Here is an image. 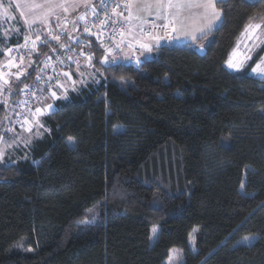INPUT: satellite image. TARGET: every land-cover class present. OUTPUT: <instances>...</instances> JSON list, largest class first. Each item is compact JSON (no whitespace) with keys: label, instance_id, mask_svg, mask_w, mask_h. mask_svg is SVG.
Returning <instances> with one entry per match:
<instances>
[{"label":"trees","instance_id":"trees-1","mask_svg":"<svg viewBox=\"0 0 264 264\" xmlns=\"http://www.w3.org/2000/svg\"><path fill=\"white\" fill-rule=\"evenodd\" d=\"M216 5L218 29L196 45L162 44L140 64L109 71L91 38L107 82L70 88L13 165L0 163V264H166L173 246L185 264H264V79L251 71L264 57V27L258 40L245 34L264 25V2ZM22 39L0 31V52ZM62 39L36 45L13 90ZM246 48L244 69H230ZM13 110L0 103V138ZM93 214L95 223H79ZM247 235L256 239L242 243Z\"/></svg>","mask_w":264,"mask_h":264},{"label":"built area","instance_id":"built-area-1","mask_svg":"<svg viewBox=\"0 0 264 264\" xmlns=\"http://www.w3.org/2000/svg\"><path fill=\"white\" fill-rule=\"evenodd\" d=\"M106 8H101V0L96 4L89 6L86 10L81 12L80 19V31L79 35L75 36L70 43L62 44L61 46H52L44 55L38 65L37 71L31 82L25 84L21 90L27 88V91H21L16 101H20L18 105L13 104V126L16 129H28L30 127V118L35 113L36 106L43 100L49 97L50 93L56 87V81L62 84L66 73L74 65H80L88 63L87 57L92 56L91 64L94 68L95 54L90 48L91 38L94 37L100 43L104 52L107 48H113V54L117 57H123L122 50H128L131 52L133 59L128 60V63H136L134 57H140L141 61L145 58H150L152 55L147 53L146 50L141 49L140 45L136 42L140 39L139 26L141 21L126 23L125 18L122 17L123 10L129 4L128 0H103ZM95 10V14L93 13ZM144 31H152L154 35L162 37L159 41H167L174 36V32L171 29L155 28L152 29L150 22L153 20L145 19ZM69 21H66V24ZM158 24V23H157ZM85 28L88 31H85ZM123 33V35H121ZM67 34L65 27H59L56 29H49L44 33H39L36 36L27 40H22L20 43L10 45L5 49L6 61L0 66L1 75L7 74L8 72L18 68L23 61L25 52L33 50L38 44H45L47 41L52 40V37H59L58 40L64 38ZM39 36V39H37ZM56 40V39H53ZM144 42H155L150 41L147 37H144ZM119 44L121 50H117L115 45ZM11 48L12 52L7 50ZM25 49V50H24ZM89 68V67H88ZM48 77H52V85L46 86ZM37 78L40 82L37 84ZM36 85L35 88H32ZM40 89H45L41 93ZM34 93V95L32 94ZM17 113L19 115H17ZM24 126L21 127V123L24 120Z\"/></svg>","mask_w":264,"mask_h":264},{"label":"snow or ice","instance_id":"snow-or-ice-1","mask_svg":"<svg viewBox=\"0 0 264 264\" xmlns=\"http://www.w3.org/2000/svg\"><path fill=\"white\" fill-rule=\"evenodd\" d=\"M0 2H2V0H0ZM260 2H264V0H260ZM154 3L157 11L155 13V19L157 21H160L161 23L157 24L155 21L150 22V26L152 29L155 28H162V29H171V32H176L177 28H176V20L181 16V14L183 13L185 8L191 9V8H196L201 10L200 13H198V15L203 16V18L207 21L202 27H198L196 29V31L200 32L202 35H206L208 32H211L213 30V28L218 29L222 23L223 20L221 18V14L217 11L216 9V3L217 0H152L151 3H148L147 0L145 2V6L144 9L145 11H149V14L151 15V7L152 4ZM101 8L104 9L106 8V5L103 3V0H101ZM93 13L95 14V10H93ZM79 19H83V17H79ZM131 13L129 14L128 17L125 18V22L126 23H131ZM136 19H140L139 16L136 17ZM217 21H219V23H217ZM261 27H264V25L261 24H255V25H248L245 28V34H249V38H253L255 37V33L257 30H259ZM85 31H88L87 28H85ZM139 33H140V39H137V43L140 45L141 49L147 50L149 52H151L152 47L154 46V44L149 43V42H144V37L146 36L148 40L150 41H159L160 39H162V37L154 35L152 31H148L147 33H145L144 31V21L141 20L140 26H139ZM188 35H190V33H186ZM121 35H123V33H121ZM171 39H177V37L175 36H171ZM193 39H195V36L192 37ZM37 39H39V36H37ZM52 39H56L58 40L59 37H52ZM255 39H259L258 37H255ZM257 47H259V44L256 45ZM115 48L117 50H121L120 49V45L117 44L115 45ZM100 49H98L99 51ZM9 53L13 51V49L9 48L7 50ZM252 50L249 48H246V52L243 56V59L236 61L234 59V57L236 55H238V52H234L233 53V58H230L226 61L227 66L236 71L239 72L241 71V69H244L245 63L251 59V55H249L248 53H250ZM0 54H4L2 52H0ZM133 59V57L129 56L128 54H124L123 57H117L116 55L113 54V48H107L105 51V54L103 55V59L101 60L99 57H97V63H101L102 65H106L107 69L109 71H111V69L113 68L114 65H116L118 62H120L121 60H131ZM134 59L136 60L137 64L142 63L143 61H141L140 57H134ZM146 59V58H145ZM91 60H92V56H88L87 57V61L88 63L86 64V67H93V65L91 64ZM35 71V69H33ZM98 71V70H97ZM251 71L261 77L262 79H264V57H258V62L255 63L254 67H251ZM77 72L79 74L80 80L79 83L80 85L83 87L85 84V80H84V73L79 72V67H77ZM65 77H68L70 80V76L68 73H64L63 74ZM92 75V80L91 83L94 85H100V81L95 79V73L91 74ZM16 80H19V76L17 75L15 77ZM102 79L105 80V82H107V78L106 77H102ZM115 79V78H113ZM40 82V79L37 78V84ZM20 83H22V81H20ZM53 83L52 81V77H48L47 79V84L46 86H51ZM77 86V82L76 81H70V87L72 88V90H75ZM103 86V85H100ZM119 86L121 88H127V87H131L133 86V82L131 80H124V79H120L119 81ZM36 85H33L32 88H35ZM56 87L58 90L62 91V94L60 96H57V92L56 91H52L50 93L51 97L53 98L54 101H64L67 100L68 97L66 96V92L68 91V89L64 88V86L62 84H59L58 80L56 81ZM0 91H6L8 95L11 96H17L21 93V91H27V88L24 90H21L19 88V84H17L16 89L13 90L12 86L8 84L7 80H4L3 85H0ZM41 93H43L45 91V89H40ZM34 95V93H32ZM7 101H0V103H6ZM19 103H21L20 101H13V104L18 105ZM47 109L52 112L53 114L57 111V107L54 104H47ZM42 111V109L37 108L36 112L40 113ZM17 115H19L17 113ZM17 123H20V126L23 127L24 123H27V120L25 119L23 123H21L19 120L17 121ZM32 128L29 127L28 128V132L31 133ZM114 131H117V129H114ZM120 131H126L122 128V126H120ZM15 140V138H14ZM0 142L2 141V138H0ZM6 147L10 146L7 145L6 142H4ZM28 143H30V141H25L24 145L25 147L28 146ZM68 143L71 145L74 143L73 138L69 137L68 138ZM0 163H4L5 168H8L9 166L13 165V161L9 158V160L4 161L2 159V153H0ZM243 189V186H242ZM245 195H247V193H244ZM98 214H93L91 219H85L80 221L79 223H83L85 225L88 224H92L95 223L96 221V217ZM152 236L153 237H157L158 236V232L156 227L152 228ZM256 237H245L243 238L242 243H251L252 240H255Z\"/></svg>","mask_w":264,"mask_h":264},{"label":"rangeland","instance_id":"rangeland-1","mask_svg":"<svg viewBox=\"0 0 264 264\" xmlns=\"http://www.w3.org/2000/svg\"><path fill=\"white\" fill-rule=\"evenodd\" d=\"M77 2L80 3V6L82 7H87L89 4V2L84 1L82 4V0H77ZM66 4H68V0H2V2H0V31L5 37H10L14 34H19L21 32L20 30L24 28L26 32L24 35H22V40H27L39 33H44L47 30L52 29L53 24L56 25V27H59L65 23V20H69V17H72L69 11L71 9L70 6L72 7V5L69 4L70 6H67ZM77 10L78 8H74L73 11ZM76 16L77 15H74L73 17ZM255 24L256 23H254V25ZM125 51L128 50H122V54H124ZM32 52V50L25 52L23 61L20 66L8 73H11L12 76H14L18 73V70L21 73L26 70L32 60ZM3 63L4 62H2L1 65ZM80 65L79 66L81 67V72L85 74V84L92 80L91 74L93 73H95V79L99 81L102 79V70L96 68H88L86 67L85 63ZM2 77L4 76L0 75V79H3ZM77 78L80 80V77ZM79 80L76 81L77 86L80 85ZM63 84L66 85V89L69 90L71 88L70 82L68 83L66 82V80L64 81V79L62 85ZM54 90L56 89L54 88ZM34 112L35 113L31 115L32 119L36 116V111ZM32 119H30L29 125L31 128H33L32 131H34V135L29 134L28 129L22 130L14 128L12 124V130L10 131L9 135L3 138V142H0V153H2V159L4 161L9 160V158L12 161L15 160L19 155L18 148L24 147L25 141L31 142L33 138L37 137L35 134H41V126L39 124L36 125ZM73 140V144H75V138H73ZM4 142H6L7 145L10 146L6 147ZM177 165V162H172V168L174 169V171L178 169ZM153 227H156L157 232H159V227L157 225ZM245 237L251 238L256 236L247 235L243 238ZM243 238L240 240L241 242L243 241ZM155 239L156 237L152 236V240ZM166 264H185L184 252L180 246H173L171 248L169 256L166 259Z\"/></svg>","mask_w":264,"mask_h":264},{"label":"crops","instance_id":"crops-1","mask_svg":"<svg viewBox=\"0 0 264 264\" xmlns=\"http://www.w3.org/2000/svg\"><path fill=\"white\" fill-rule=\"evenodd\" d=\"M80 1V0H79ZM83 1L84 2H89L88 6L87 7H82L80 6L81 4L77 2V0H68V4H66L67 6H70L69 4L72 5V7L70 6V14L72 17H69L70 21L66 24V21L65 20L64 24L59 26V27H65L66 30H67V34H66V38L62 39L61 41H58L60 42V45L61 46L62 44H66V43H70L72 41V39L79 35V31H80V19H79V16L81 14V12H83L84 10H86L89 6L93 5V4H96L99 0H82V4H83ZM129 1V4L128 6L126 7V9L123 10V14H125L126 17L129 16V14L131 13V17H132V21H141V20H145V19H151L153 21H155L156 23H161L160 21H157L155 19V13L157 11L154 3L152 4V7L150 9L151 11V15L149 14V11H145L143 10L144 9V6H145V2L146 0H128ZM148 3H151L152 0H147ZM74 8H78L77 11H73ZM216 9L217 11L221 14V18L223 17L222 15V11L217 7L216 5ZM201 10L199 9H196V8H191V9H188V8H185L183 13L181 14V16L176 20V28H177V31L174 32V36L177 37V39H169L167 41H155V42H150L152 44H154V46L152 47V50L151 52L147 51L149 54H155V52L157 51V49L162 45V44H165V43H168V44H173V43H178V44H182V43H188V42H192L194 45H196L197 43V40L200 36H202V34L198 31H196V29L198 27H202L207 21L203 18V16L201 15H198V13H200ZM74 15H77L76 17H73ZM139 16L140 19H136V17ZM217 23H219V21H217ZM59 27H56V25L53 24V27L52 29H56V28H59ZM214 29V28H213ZM21 32L19 34H14V35H24L25 34V30L24 28H22L20 30ZM186 33H190V35L186 34ZM195 36V39H193L192 37ZM205 45H200L199 46V50H201V52H204L205 50ZM124 54H128L130 56L131 52L130 51H125ZM123 54V55H124ZM6 57H4L2 59V61L0 62V65L2 62H5L6 61ZM121 61H124V62H129L128 60H121ZM81 66V65H80ZM79 65H74L72 66L69 70L66 71V73L69 74L70 76V80L68 77H65L64 78V81L66 80V82H70V81H77L79 80L77 77H79V74L77 72V67H79V72H81V67ZM103 73V72H102ZM9 74V73H8ZM8 74H3L2 77L3 79H0V85H3L4 83V80H7L8 81V84L11 85L12 83V80L13 78H15L17 75L19 76L20 72L18 70V73L15 74L14 76H12V74L10 73L9 75ZM1 75V74H0ZM100 75V74H99ZM102 77H103V74H102ZM73 79V80H72ZM101 79V78H100ZM65 84V83H64ZM64 88H66V85H64ZM56 90H53V91H56L57 92V96H60L62 94V92H60L61 90L58 91L57 88H55ZM67 93V92H66ZM0 101H7L8 103L10 102H13V101H10V96L11 95H8L6 91H0ZM47 104H54V100L53 98L51 97V95H49V97H47L46 99H43L35 108V111L37 108L39 109H42V111L40 113H37L36 112V116L32 119V116L30 119H32L34 121V123L37 125L39 124L41 126V131L44 129V125L41 121V118L42 116L48 114L50 111L47 109ZM13 115H14V112L13 114L11 115L10 119H9V123H8V129H9V133L10 131L12 130V124H13ZM11 123V125H10ZM33 129V128H32ZM29 134H33L34 135V131H31V133ZM9 135V134H8ZM7 135V136H8ZM36 136H39L40 134H35ZM6 137V136H5ZM3 137V138H5ZM2 138V140H3ZM19 149V148H18Z\"/></svg>","mask_w":264,"mask_h":264},{"label":"water","instance_id":"water-1","mask_svg":"<svg viewBox=\"0 0 264 264\" xmlns=\"http://www.w3.org/2000/svg\"><path fill=\"white\" fill-rule=\"evenodd\" d=\"M234 52H238V53H239L238 55H236V56L234 57V59H235L236 61H239V60L243 59L244 53H243L242 49H236V50H234ZM234 52H233V53H234ZM230 58H233V54L231 55Z\"/></svg>","mask_w":264,"mask_h":264},{"label":"bare ground","instance_id":"bare-ground-1","mask_svg":"<svg viewBox=\"0 0 264 264\" xmlns=\"http://www.w3.org/2000/svg\"><path fill=\"white\" fill-rule=\"evenodd\" d=\"M122 17L126 18L125 14H122ZM131 22H137V21H132V20H131ZM147 53H148V52H147ZM151 55L153 56V54H151ZM152 56H151V57H152Z\"/></svg>","mask_w":264,"mask_h":264},{"label":"flooded vegetation","instance_id":"flooded-vegetation-1","mask_svg":"<svg viewBox=\"0 0 264 264\" xmlns=\"http://www.w3.org/2000/svg\"><path fill=\"white\" fill-rule=\"evenodd\" d=\"M249 54V53H248ZM250 55V54H249Z\"/></svg>","mask_w":264,"mask_h":264}]
</instances>
